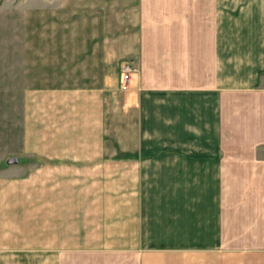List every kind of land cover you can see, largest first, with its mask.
I'll list each match as a JSON object with an SVG mask.
<instances>
[{"label": "crops", "instance_id": "crops-1", "mask_svg": "<svg viewBox=\"0 0 264 264\" xmlns=\"http://www.w3.org/2000/svg\"><path fill=\"white\" fill-rule=\"evenodd\" d=\"M78 3L95 88L81 99V139H32L48 165H32L31 179L97 187H54L16 221L9 215L24 189L0 193V264H264V0ZM123 59L138 65L124 90ZM105 96L131 102L127 147L138 155L127 159L126 193L116 176L103 188L119 162L104 154Z\"/></svg>", "mask_w": 264, "mask_h": 264}, {"label": "rangeland", "instance_id": "rangeland-1", "mask_svg": "<svg viewBox=\"0 0 264 264\" xmlns=\"http://www.w3.org/2000/svg\"><path fill=\"white\" fill-rule=\"evenodd\" d=\"M79 32L78 0H0V193L8 188L24 189L22 197L16 192L17 195L13 194L18 196L17 201L23 202L9 215L13 221L18 220L16 213L25 217L30 215L33 204L45 203L43 199L54 187H97V184L91 185L96 181H54L47 177L37 184L31 179L32 165L42 167L44 164L45 172L48 165L45 158H38V161L37 153L36 156L33 153L32 139L36 145L43 143L44 146H47L49 136L64 141L81 139V99L92 97L88 89L95 88L96 80L89 77L94 72L92 64L89 65L85 55L81 56L83 41ZM123 62L127 61L123 59L120 64ZM132 64L134 67L128 73L123 90L128 88L138 71V65ZM123 97L104 98V154L108 158H119L112 170L106 169L104 175L105 178L116 176V186L126 193L134 183V180L127 179L131 178L127 174V159H133L138 152L127 147L134 134L131 130L134 118L127 111L131 102L126 101L127 96ZM130 97L133 101L134 97ZM159 120L158 113L150 118L152 126L148 124L149 138L146 140L149 139L150 144L146 147L147 155H159ZM64 124L68 130L64 131ZM70 128L73 135H69ZM12 158L16 161H11ZM138 166L143 168L142 163ZM113 182L115 179H106L103 188L115 187ZM33 186L38 190H34V196ZM24 222L29 224L30 217L24 218ZM3 231L0 237L4 236Z\"/></svg>", "mask_w": 264, "mask_h": 264}, {"label": "built area", "instance_id": "built-area-1", "mask_svg": "<svg viewBox=\"0 0 264 264\" xmlns=\"http://www.w3.org/2000/svg\"><path fill=\"white\" fill-rule=\"evenodd\" d=\"M133 67H134L133 64L128 61L120 64V76H121L120 88L121 89L126 87L128 73L130 72V70L133 69Z\"/></svg>", "mask_w": 264, "mask_h": 264}, {"label": "water", "instance_id": "water-1", "mask_svg": "<svg viewBox=\"0 0 264 264\" xmlns=\"http://www.w3.org/2000/svg\"><path fill=\"white\" fill-rule=\"evenodd\" d=\"M12 160H13V161H16V158H12L11 161H12Z\"/></svg>", "mask_w": 264, "mask_h": 264}]
</instances>
